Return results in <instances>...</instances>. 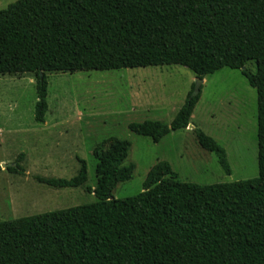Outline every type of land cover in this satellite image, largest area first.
Instances as JSON below:
<instances>
[{
	"label": "trees",
	"instance_id": "trees-1",
	"mask_svg": "<svg viewBox=\"0 0 264 264\" xmlns=\"http://www.w3.org/2000/svg\"><path fill=\"white\" fill-rule=\"evenodd\" d=\"M172 65L202 80L239 70L255 89L258 177L199 186L178 182L158 162L138 195L115 200L112 191L135 167L123 166L130 143L114 140L94 150L97 183L85 190L97 201L0 222V264H264V0H17L0 10V76L36 75L37 124L47 112L45 73ZM193 90L169 125L144 121L129 130L158 143L187 129L200 98ZM192 132L229 175L224 149ZM22 159L6 171L23 174ZM78 162L69 180H36L83 186L87 168Z\"/></svg>",
	"mask_w": 264,
	"mask_h": 264
},
{
	"label": "rangeland",
	"instance_id": "rangeland-1",
	"mask_svg": "<svg viewBox=\"0 0 264 264\" xmlns=\"http://www.w3.org/2000/svg\"><path fill=\"white\" fill-rule=\"evenodd\" d=\"M17 0H0V10ZM255 71L254 63L245 67ZM47 112L45 124L73 121L72 142L64 151L62 172H52L55 159L40 151L38 139L51 146L53 134H37L35 122L36 75L0 76V168L25 155L23 174L1 168L0 222L93 204L96 160L94 150L107 151L114 140L130 143L123 166L134 165L129 181L118 183L111 198L124 200L142 191L148 172L166 162L181 183L199 186L231 184L258 177L257 94L239 70L223 68L205 77L193 113L197 129L224 149L230 174L216 156L202 149L192 129L171 132L158 143L129 130L130 124L158 121L169 125L197 83L194 74L181 66L123 68L109 71L45 73ZM69 129V128H67ZM25 131V132H24ZM81 131V133L79 132ZM43 140V141H42ZM44 147V148H46ZM72 147V149H70ZM47 147L46 149H50ZM87 168L86 184L56 189L36 177L69 180L77 175L79 163ZM21 164V163H20Z\"/></svg>",
	"mask_w": 264,
	"mask_h": 264
},
{
	"label": "crops",
	"instance_id": "crops-1",
	"mask_svg": "<svg viewBox=\"0 0 264 264\" xmlns=\"http://www.w3.org/2000/svg\"><path fill=\"white\" fill-rule=\"evenodd\" d=\"M204 82V80H203ZM195 112V110H194ZM193 112V113H194ZM193 115L191 116V119H190V125L192 126V128H197V126L194 124L193 122ZM73 122V121H58V122H54L52 124H45V122H43L42 124H39L37 127L39 128H34L32 129L33 132L41 135V134H53V139H50L51 141H55L53 143V145L51 146H47V147H51L50 149H46L47 147L46 146H43V144L46 145V142L44 141L43 144H40L38 139L35 140V145H39L38 149H40V151H47V152H50L52 154L51 157H53L55 159V162H53L52 166H49V167H52L53 171L52 172H55V173H58V172H62L63 169H65L66 167V164L64 163V161H62V157L64 156V151L66 150V148L68 149L69 148V143L68 142H72V136H73V132L72 130H70V123ZM69 128V129H67ZM25 132V131H24ZM81 133V131H79ZM82 134V133H81ZM68 136H71V137H68ZM43 141V140H42ZM46 147V148H44ZM72 149V147L70 148ZM25 155L21 161V166L23 164V161L25 160ZM78 159L80 158H77V162H78ZM79 163V162H78Z\"/></svg>",
	"mask_w": 264,
	"mask_h": 264
},
{
	"label": "water",
	"instance_id": "water-1",
	"mask_svg": "<svg viewBox=\"0 0 264 264\" xmlns=\"http://www.w3.org/2000/svg\"><path fill=\"white\" fill-rule=\"evenodd\" d=\"M203 84L202 79H197V83L194 84V90H193V95H198L200 92L201 85ZM188 129H193L191 125L188 126ZM12 166V164H2L1 168L6 169L7 167ZM14 166V165H13Z\"/></svg>",
	"mask_w": 264,
	"mask_h": 264
}]
</instances>
